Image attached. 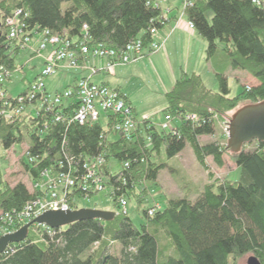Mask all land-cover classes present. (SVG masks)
Here are the masks:
<instances>
[{"label":"trees","instance_id":"obj_1","mask_svg":"<svg viewBox=\"0 0 264 264\" xmlns=\"http://www.w3.org/2000/svg\"><path fill=\"white\" fill-rule=\"evenodd\" d=\"M17 10L22 11L20 21L30 36L49 30L68 40L86 39L91 47L102 44L117 51L137 39L147 47L154 41L150 30L164 25L163 10L154 0L0 1L5 17ZM209 11L214 14L212 22L207 18ZM184 12L207 42V61L223 51L228 66L216 73L218 91L208 88L196 73L184 72L177 79L166 94L163 111L179 119L172 131L160 130L149 119H137V133L128 140L102 122H71L79 107L76 93L50 111L20 115L10 113L26 93L0 97V145L9 150L29 140L32 160L26 155L22 165L33 184L46 181V172L56 176L77 169L80 176L85 163L104 157L108 185L117 195L137 198L138 211L146 218L141 226L127 215H117L110 222L88 219L55 229L54 234L34 225L25 241L11 244L0 255V264H239L247 255L264 264V142L253 141L235 154L220 142L203 144L200 140L215 136L218 120L242 102L264 101V0L259 4L194 0ZM219 43L225 44L222 50ZM19 52L6 24H0V67L14 72ZM228 69L244 71L258 84L249 89L243 86L240 94L230 97ZM57 114L67 119L57 122ZM188 115H196L198 121L188 120ZM186 146L208 172L209 182L195 200L167 199L165 206L150 215L152 208H142L147 191L135 195V189L158 185L160 172L167 166L163 157L172 159ZM225 155L240 168L239 181H223L210 171L207 160L212 158L223 167ZM111 160L119 164L117 171L106 166ZM39 194L23 183L12 187L0 169V214L15 216Z\"/></svg>","mask_w":264,"mask_h":264},{"label":"rangeland","instance_id":"obj_2","mask_svg":"<svg viewBox=\"0 0 264 264\" xmlns=\"http://www.w3.org/2000/svg\"><path fill=\"white\" fill-rule=\"evenodd\" d=\"M161 2H162L161 3V8H162V5L166 2V0H161ZM64 6L66 7L68 6V4H65ZM182 9H183L182 13L179 17L180 19L186 18L184 12L186 10L185 0H183ZM162 10H163V14L165 15L168 14L167 10H165L164 8H162ZM213 15L214 14L212 11H209L207 13V18L209 19L210 22H212ZM2 23H5V16L2 12H0V24ZM166 23L167 22H165V24ZM43 38H44L43 34H41V37H39V34H35L26 42L27 47L20 49V53L16 55L17 69L12 73L9 72V74H7L4 77V82L1 84L3 89L2 92L6 97L16 98L22 93H26L22 97L27 98L28 95L32 94L31 83L29 84V82H34L36 80L37 77L34 79L35 75L41 68H42L41 70L45 68V59L50 57L53 51V49L50 46H47V48L40 51V45L41 42L43 41ZM158 44L160 46L157 51L151 52L147 48L145 50V53L143 54L144 56L141 57L142 56L141 55L140 56L141 58L139 60L132 61L127 64H117V65H131V64H136L141 60L143 62L144 60L149 59L151 57L149 56L150 54L160 51L164 42ZM218 45L220 50H222L225 47L224 43H219ZM48 48H50V53L48 55H45L44 53L46 50H48ZM39 57L43 58L44 60L43 67L41 64V60H39ZM90 59H101V58L91 57L89 58V60ZM226 59H227L226 53L221 51L219 56L216 58V63L224 65V62L227 61ZM101 60H107V59H101ZM87 63L83 64L79 68L69 67L68 65L62 63L61 68H59L53 75H50L44 79L43 81L44 90L46 88L49 92V95L52 98L56 96L57 93H65L68 90V86L73 82L74 73L77 70H90L91 73L96 72V69L93 66L89 67ZM111 67L112 66H110L107 60L105 70L108 71ZM152 68L153 71L155 72L151 71V75L149 79L150 81L152 80V82L148 84V90H146V93L150 97L155 98L157 96L159 98L158 83L168 80V78L166 77L167 73L164 70V68L161 66V64H155L152 66ZM203 74L205 76L204 79L206 85L209 88H211L210 86H212L213 81H211L210 77L212 79H215V76L213 77L212 74L208 75V72L206 73L205 69L203 71ZM226 74L228 78V84L231 90L230 97H235L238 94H240L243 90V86H246L249 89L250 87L256 85L254 80H252L253 77L244 71L231 70ZM8 77L9 79H7ZM238 77L241 78L240 81H238ZM213 90L218 91L219 87H215V89ZM162 100H164V102L167 104L165 93L162 96ZM26 104L27 106L24 108L22 114H28L30 112L38 114L41 110H46L45 105L39 102L32 104L27 101ZM144 104H146V107L152 108L156 103L155 102L152 103V101L150 102L145 101ZM246 104L249 103L242 102L238 106V108ZM42 105L43 107H41ZM236 110L229 112L223 119L218 120V124H217L218 126L216 129L217 132L215 136L202 137L200 139L201 142L204 144L208 142L217 141L220 142L221 145L226 146L227 148L228 134L225 129V123L227 122V120L232 119V115L235 113ZM157 114L158 115H156L153 122L155 126H157V128H159L160 130L172 131L171 129H174L176 127V124L179 123V119L177 118L171 119L168 116H166L164 112H159ZM102 115L105 116L104 113ZM101 122L105 127H107V123L105 122V120ZM111 138L115 139L116 137L115 135L111 134ZM28 148H29L28 139H25V141L22 144L14 145L9 150H5L0 145V169L4 172L5 179L9 182V184L12 187L16 186L19 183H23L28 187L29 191L32 192V187L34 186V184L31 182L28 174L26 173L22 165V159L26 160V153L28 152ZM224 161H225L224 166L219 167L213 162L212 158H209L207 162L210 167V171L214 173L216 178H219L223 181L224 180L239 181L241 179L240 168L233 161L230 155H225ZM163 162L166 163L167 166L165 169H163L160 172L158 185L146 184L145 186H141L135 189L136 192L135 195L136 194L139 195L140 193L139 191L141 190H146L148 193V196L146 198L147 201H145V204L143 205L142 208L150 207V208H154L155 211L159 210L166 205L167 199L190 198L191 200H195L203 190L204 186L209 182L208 172L205 171L204 168L197 162L193 150L189 146H186V148L178 156L172 159H167L163 157ZM106 166L110 168L112 167L113 171H117L119 169V164L115 163L114 160L107 162ZM40 183L41 182H39V184ZM126 199L128 203V207L126 210L127 216H129L137 226H141L146 222V218L142 215V213L138 211L137 198L134 197L131 199L126 197ZM120 204L121 203L117 197L116 198L112 197V189L108 188L107 190L96 193L91 197L74 198L72 201H70L69 210L76 211L87 208V209H95L100 211L114 212L116 216L125 215V210L123 211V209H121ZM117 247L118 245L115 246V248ZM249 257H251V255H247L242 259H240L239 264H247Z\"/></svg>","mask_w":264,"mask_h":264},{"label":"built area","instance_id":"obj_3","mask_svg":"<svg viewBox=\"0 0 264 264\" xmlns=\"http://www.w3.org/2000/svg\"><path fill=\"white\" fill-rule=\"evenodd\" d=\"M194 0H185V6L193 5ZM262 0H252L253 3L259 4ZM156 6L161 7V0H154ZM22 11L17 10L11 16L5 17V24L9 30V38L15 41L20 49L26 48V42L32 37L24 32V25L20 21ZM167 16L163 14V24L167 22ZM191 28L194 25L189 22ZM85 28H87L85 26ZM158 29L152 28L150 33L155 36ZM37 34V33H35ZM34 34V35H35ZM44 35L40 45V51L50 46L53 51L50 57L45 59V68L37 76L36 80L31 83L32 94L26 97H21L17 108L10 115L22 114L27 106V101L35 104L42 103L46 107V111H50L54 106L61 105L65 101H70L74 94L78 96L79 107L71 118V122H76L80 125L88 123H98L103 120L107 123V127L111 132L121 134L126 139L131 140L136 135L139 125V120L134 116V109L128 102L127 97L119 90L110 88L104 84L92 82L89 78H84L78 81L76 89H68L65 93H57L53 98L44 90L43 81L46 77L53 75L61 64H66L69 67H81L86 64L89 58L107 59L110 66L117 64H127L132 61H137L143 57L145 50L148 48L151 52L159 49V44L154 40L147 47L141 39H137L129 43L122 51H117L108 48L105 45L91 47L86 43V39L82 41L68 40L64 37L52 34L49 30L42 32ZM33 35V36H34ZM142 55V56H141ZM141 56V57H140ZM9 74L4 67H0V97H4L2 92V83L4 77ZM34 102V103H33ZM43 107V105L41 106ZM105 114L103 116L102 114ZM67 118L60 114L56 115L55 120L60 122ZM188 120L198 121L196 115H188ZM229 120L225 123V129L229 135ZM167 127V125H166ZM171 129V127H170ZM173 130V129H171ZM30 157L29 152L26 153ZM31 159V157H30ZM32 160V159H31ZM106 159L98 157L92 162L84 164V173L80 176L77 174V169L69 172H62L56 176H51L49 173H43L46 181L39 184L35 183L32 187V192L39 191L40 194L35 199L26 204L25 208L15 216L0 214V237L4 234L13 233L19 230L22 226L34 220L38 216L47 211H66L70 209V201L77 197H91L92 195L103 192L108 188L112 189V197L118 198L121 209L125 210L127 215V199L125 194L117 195L115 189L108 185V179L104 174V165ZM129 167V163L125 164ZM83 194L84 196L73 195V192ZM155 209L149 211L153 215ZM48 229L50 234H54L55 229Z\"/></svg>","mask_w":264,"mask_h":264},{"label":"crops","instance_id":"obj_4","mask_svg":"<svg viewBox=\"0 0 264 264\" xmlns=\"http://www.w3.org/2000/svg\"><path fill=\"white\" fill-rule=\"evenodd\" d=\"M182 3L183 0H166L162 5V8L168 11L166 15L168 21L154 36L156 42H164L160 51L150 54L149 56L151 57L147 60L143 59V62L141 60L131 65H115L108 71L105 70L107 60L90 59L87 64L89 67L93 66L96 72L91 73L90 70H77L74 73V80L68 86V89H73L78 81L84 78H89L94 83L104 84L110 88L117 89L127 97L128 102L134 109L137 119H149V121L154 124L153 120L156 115H158L157 113L163 112L167 107V104L162 100L163 94L165 93L166 95L172 90L175 82L184 72L201 75L206 84L203 74L205 69L208 75L212 74L213 77L215 76V79L210 77L211 81H213L212 86H210L212 90L215 89V87H219L216 73L228 66V62L225 61L224 65H222L216 63V59L207 61V42L195 29L189 26L187 18H179L183 10ZM39 37H41V34H39ZM49 53L50 48H48L44 54L48 55ZM39 60H41L43 67V58L39 57ZM155 64H161L168 78L167 81L158 83L159 98L157 96L155 98L150 97L146 93L148 84L152 82L149 77L151 71H153L152 66ZM41 69L37 72L34 79L41 73ZM229 71H231V69H228L226 73ZM240 79L241 78L238 77V81H240ZM252 80H254L256 85L258 84L254 78H252ZM30 83L32 82H29V84ZM45 91L49 93L46 88ZM143 101L144 103L145 101H152V103L155 102L156 104L152 108H148Z\"/></svg>","mask_w":264,"mask_h":264},{"label":"water","instance_id":"obj_5","mask_svg":"<svg viewBox=\"0 0 264 264\" xmlns=\"http://www.w3.org/2000/svg\"><path fill=\"white\" fill-rule=\"evenodd\" d=\"M229 121L227 150L230 152L238 154L246 144L253 141L264 142V101L249 103L238 108ZM115 217L116 214L114 212L87 208L76 211H47L24 225L15 233L0 237V255L6 253L11 244L25 241L31 227L34 225H44L51 229H60L78 221L99 219L110 222ZM247 264H261V262L255 256H251Z\"/></svg>","mask_w":264,"mask_h":264}]
</instances>
